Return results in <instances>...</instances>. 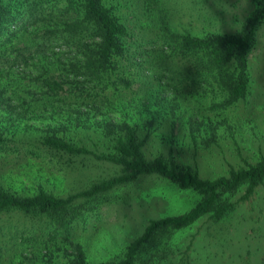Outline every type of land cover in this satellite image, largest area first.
Returning a JSON list of instances; mask_svg holds the SVG:
<instances>
[{"label":"trees","instance_id":"trees-1","mask_svg":"<svg viewBox=\"0 0 264 264\" xmlns=\"http://www.w3.org/2000/svg\"><path fill=\"white\" fill-rule=\"evenodd\" d=\"M263 36L264 0H0V264L58 241L56 251L70 246L69 264H90L83 246L69 241L71 227L135 205L128 190L144 177L200 200L150 221L121 258L100 264H158L169 250L171 264H189L197 222L220 226L254 199L262 208L264 145L238 142L240 126L229 118L264 68ZM180 117L195 146L201 133L209 147L220 128L230 132L231 157L216 154L210 174L181 158L170 140L171 120L175 129ZM22 175L26 194L12 191ZM50 180L68 193L48 191ZM12 215L21 225L3 224ZM196 226L184 242L181 233ZM210 238L207 248L218 242ZM245 257L232 263L253 264Z\"/></svg>","mask_w":264,"mask_h":264},{"label":"rangeland","instance_id":"rangeland-1","mask_svg":"<svg viewBox=\"0 0 264 264\" xmlns=\"http://www.w3.org/2000/svg\"><path fill=\"white\" fill-rule=\"evenodd\" d=\"M261 47H264V36L260 44ZM257 67L258 69H255L253 74L251 97L246 103H239L234 108L231 118H229V123H236L240 126L235 129V139L240 143L246 142L248 143L247 146L253 148L260 144L264 145V68ZM247 110L248 115H244ZM250 111L252 113L249 115ZM181 118L179 119L182 120L181 123L179 122L180 125L175 129H172L174 124L171 120L170 139L176 153L181 151V158L184 160L188 158L196 160L202 171L210 174V172H214L212 171L214 168H211L212 162L216 164L220 161L216 154L220 157L222 154H225L228 158L231 157L233 152L230 147H233L234 139L231 137L230 132L220 128L216 132L217 141L209 147L202 139V137L206 136V132L201 133L199 134L200 136H196L197 146H195L193 145L194 138L192 133L185 125L186 121ZM166 131L167 129L161 130L163 133H166ZM161 132L159 131L156 134L161 137ZM248 154L251 155L252 153H246V155ZM216 165L218 166V164ZM219 169L220 167H218L216 172ZM19 172L25 174L24 172L26 171L20 168ZM76 173L73 172L71 175H76ZM28 177L27 175H22V179L18 178L19 184L15 183L12 191L26 194L27 190L25 188ZM156 178L158 177H144L145 180L140 182L139 185L131 186L134 188L129 189L128 192L130 194L134 193L133 195L136 194L135 205L126 206L127 208L118 213L112 212L109 208L106 211L103 209L99 213L88 217L86 221L79 222L78 226L71 227L68 233L69 241L83 246L90 264L111 262L121 258L126 247L144 233L150 221L182 215L198 204L200 195L197 192L182 190L166 180ZM5 183L8 184V181H5ZM44 185L48 191L57 195H66L69 190L67 186L55 180L45 182ZM263 195L264 193H262ZM257 201V199H254L243 207H238L232 216L223 221L220 226H212V222L207 218L197 222V225L200 224L202 227V232L200 233L195 253L192 252L189 256L191 257V261L189 258V264H233V256L242 254L246 256L245 258H248V253L254 257L253 264H264V236L262 237L264 232L260 229L257 230L262 221H264V206L262 208L259 207V202ZM117 205V203H114L109 207ZM114 209L112 207V210ZM19 221V216L12 215L9 218H4L3 224L8 225L11 222L12 225H21ZM253 228L257 232L254 239ZM195 231H197V226L194 230L182 232L181 236L184 242H188ZM245 232L250 235V247L245 244ZM213 235L217 237L218 242L212 243V247L207 248L208 243L211 241L210 237ZM59 242L56 245L55 243L50 244L52 248L49 250H44L43 247H39L36 250L28 249L22 256L18 255V257L14 258L15 264H32L30 260L34 258L38 259L36 264H69L67 255L71 252L69 250L70 246L67 253L58 251V249L56 251L57 246H60ZM66 247L64 246V248ZM195 259L199 260L196 262ZM158 264H171L170 250L167 258H164Z\"/></svg>","mask_w":264,"mask_h":264}]
</instances>
